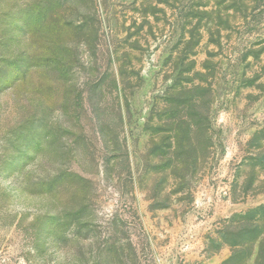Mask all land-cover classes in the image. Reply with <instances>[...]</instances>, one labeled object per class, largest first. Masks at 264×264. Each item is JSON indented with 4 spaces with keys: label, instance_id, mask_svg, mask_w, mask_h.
<instances>
[{
    "label": "rangeland",
    "instance_id": "1",
    "mask_svg": "<svg viewBox=\"0 0 264 264\" xmlns=\"http://www.w3.org/2000/svg\"><path fill=\"white\" fill-rule=\"evenodd\" d=\"M0 264H264V0H0Z\"/></svg>",
    "mask_w": 264,
    "mask_h": 264
}]
</instances>
